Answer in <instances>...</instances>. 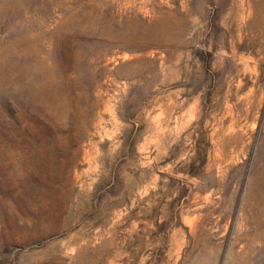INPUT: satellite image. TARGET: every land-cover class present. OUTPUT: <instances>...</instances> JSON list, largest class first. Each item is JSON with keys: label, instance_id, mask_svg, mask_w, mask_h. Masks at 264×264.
Here are the masks:
<instances>
[{"label": "rangeland", "instance_id": "obj_1", "mask_svg": "<svg viewBox=\"0 0 264 264\" xmlns=\"http://www.w3.org/2000/svg\"><path fill=\"white\" fill-rule=\"evenodd\" d=\"M0 264H264V0H0Z\"/></svg>", "mask_w": 264, "mask_h": 264}]
</instances>
